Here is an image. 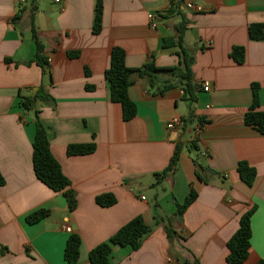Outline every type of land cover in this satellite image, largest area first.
I'll list each match as a JSON object with an SVG mask.
<instances>
[{
    "label": "crops",
    "instance_id": "obj_1",
    "mask_svg": "<svg viewBox=\"0 0 264 264\" xmlns=\"http://www.w3.org/2000/svg\"><path fill=\"white\" fill-rule=\"evenodd\" d=\"M102 1L99 34L93 32L98 0L38 2L34 26L50 65L44 75L33 62L37 45L29 1L0 0V173L5 181L0 264H66L73 233L82 238L79 264H91L89 252L138 216L150 232L139 250L114 246L112 264H228L227 243L242 214L253 207L250 254L243 264L264 261V135L244 122L253 85L264 111V36L249 35L252 25L264 26V0H183L181 13L169 12L175 8L172 0ZM149 13L158 15L156 29ZM182 15L188 20L183 45L193 58L196 100L185 96L183 85L162 91L166 82H178L169 74L155 73L152 86L136 72L129 96L137 115L125 121L105 77L112 49L122 48L132 69L178 66L181 50L173 43ZM234 47L246 49L245 63L233 60ZM40 87L52 99L37 101L36 109L76 194L73 212L62 193L39 181L33 169L36 115L22 108L20 94L36 96ZM174 119L180 123L169 129ZM194 141L197 150L190 149ZM90 143L96 145L91 154L67 152L70 145ZM178 144L183 150L174 171L155 186V174L168 167ZM241 161L257 171L252 187L240 178ZM192 188L196 201L177 216V204ZM106 193L116 197L115 205L97 204V196ZM39 209L51 213L28 223L27 216ZM169 224L173 238L166 231Z\"/></svg>",
    "mask_w": 264,
    "mask_h": 264
},
{
    "label": "trees",
    "instance_id": "obj_2",
    "mask_svg": "<svg viewBox=\"0 0 264 264\" xmlns=\"http://www.w3.org/2000/svg\"><path fill=\"white\" fill-rule=\"evenodd\" d=\"M28 9L32 13V37L36 42L37 50L34 56L33 62H35L41 69L43 74H47L50 68L49 61L44 55V46L40 42L37 35V30L34 26L35 12L37 11V4L40 0H28ZM183 0H172V7L175 8L169 11L174 13L178 11L181 13V6ZM24 9L21 8L16 16L13 18V22L16 23L20 20ZM103 1L98 0L95 11V21L93 32L99 34L102 30L103 21ZM263 25H252L249 29L250 38L253 40L263 39L264 32ZM178 38L175 43L180 47V64L178 66L169 68H157L154 65L148 64L146 70L132 69L126 64V53L120 47H114L111 53V62L109 68L105 72V77L109 82L112 101L119 103L123 109V118L125 121L134 119L137 115V106L131 100L129 96V89L133 84V74L138 72L142 76H146L149 79V83L154 85V74L163 72L169 74L172 79L178 81L173 83L172 81L166 82L164 89H170L177 85H183L184 94L186 97L195 101L194 90L196 85L194 83V76L192 71V55L184 48L183 42L186 32L188 30V20L182 15V20L177 26ZM172 44V43H171ZM75 55V54H74ZM73 55V56H74ZM231 57L238 64L245 63L246 49L244 47H234L231 52ZM9 61V60H8ZM21 106L26 111H34L36 115V134L33 142V169L35 175L39 181L45 184L49 189L56 193H62L66 199L69 212L76 210L78 206V200L75 192L71 189V182L64 175L61 165L54 157L51 151V143L48 136L46 126L40 121L39 111L36 109L37 101H44L52 99L43 87H40L36 96H22ZM260 96L259 88L257 85H253V102L249 111L245 114V125L254 128L261 135H264V111L259 110ZM201 124L205 123L204 119H200ZM197 150L196 142H192L190 149ZM96 145L79 144L70 145L67 148L69 155H87L95 151ZM183 150L182 144L176 146L175 152L170 160L168 167L161 173L155 174L156 182L155 186L161 184L164 179L174 171L181 153ZM206 170H209L206 168ZM238 172L241 180L249 187H252L256 181L257 171L247 161H241L238 165ZM5 181L0 173V185H4ZM198 192L195 189H191L189 196L186 198L183 204H177V216L182 217L185 211L196 201ZM96 202L102 207H111L116 204V197L111 193H106L97 196ZM256 208L253 207L240 217V226L237 232L228 241L227 247L229 250L227 256L228 264H243L249 257L252 238V217ZM50 210L39 209L27 216V221L30 224H35L50 215ZM166 231L169 238H173L175 232L171 225L166 227ZM150 232V227L145 223L143 217L138 216L124 225L109 241L103 242L96 246L89 252V259L91 264H112L110 255L114 246L121 247L131 246L134 250H139L142 246L143 240ZM82 248V238L80 235L73 233L69 236L65 248L64 258L66 264H79ZM187 264V263H185ZM258 264H264V261H260Z\"/></svg>",
    "mask_w": 264,
    "mask_h": 264
},
{
    "label": "built area",
    "instance_id": "obj_3",
    "mask_svg": "<svg viewBox=\"0 0 264 264\" xmlns=\"http://www.w3.org/2000/svg\"><path fill=\"white\" fill-rule=\"evenodd\" d=\"M61 0H55L56 3H60ZM171 8V6H170ZM188 8H193L192 4H188ZM148 21L150 23V26L152 29H156L159 25V21H158V15L155 13H149L148 14ZM204 90L208 91L209 90V86L208 84H205L204 86ZM180 123V120L178 119H174L171 122L168 123V128L169 129H174L178 124ZM145 197H142V200H145Z\"/></svg>",
    "mask_w": 264,
    "mask_h": 264
}]
</instances>
